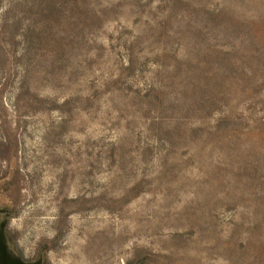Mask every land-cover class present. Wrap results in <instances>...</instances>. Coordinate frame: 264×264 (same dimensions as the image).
I'll use <instances>...</instances> for the list:
<instances>
[{
    "label": "rangeland",
    "instance_id": "obj_1",
    "mask_svg": "<svg viewBox=\"0 0 264 264\" xmlns=\"http://www.w3.org/2000/svg\"><path fill=\"white\" fill-rule=\"evenodd\" d=\"M264 264V0H0V264Z\"/></svg>",
    "mask_w": 264,
    "mask_h": 264
},
{
    "label": "water",
    "instance_id": "obj_2",
    "mask_svg": "<svg viewBox=\"0 0 264 264\" xmlns=\"http://www.w3.org/2000/svg\"><path fill=\"white\" fill-rule=\"evenodd\" d=\"M4 264H7V263H4Z\"/></svg>",
    "mask_w": 264,
    "mask_h": 264
}]
</instances>
